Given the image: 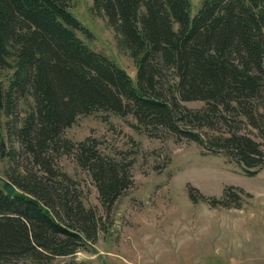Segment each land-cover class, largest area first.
I'll use <instances>...</instances> for the list:
<instances>
[{
	"label": "trees",
	"instance_id": "1",
	"mask_svg": "<svg viewBox=\"0 0 264 264\" xmlns=\"http://www.w3.org/2000/svg\"><path fill=\"white\" fill-rule=\"evenodd\" d=\"M91 12L132 58L134 79L88 44L68 0H0V69L10 71L0 81V156L15 187L0 184V264H48L106 231L62 156L88 173L107 213L132 187L131 160L102 153L92 135L65 137L78 116L130 115L137 131L194 141L248 176L264 168L261 142L246 131L264 143V0H202L194 14L191 0H92ZM231 190L223 195L235 201L244 192Z\"/></svg>",
	"mask_w": 264,
	"mask_h": 264
},
{
	"label": "rangeland",
	"instance_id": "2",
	"mask_svg": "<svg viewBox=\"0 0 264 264\" xmlns=\"http://www.w3.org/2000/svg\"><path fill=\"white\" fill-rule=\"evenodd\" d=\"M68 2L71 12L92 32L88 44L107 54L134 79L132 58L117 47L106 20L91 12L92 0ZM201 2L191 0L192 14ZM9 74L0 69V81L5 84ZM184 104L199 108L204 103ZM5 121L0 116L3 132ZM132 122L130 115L95 112L78 116L64 131L73 141L92 135L100 140L102 153L124 162L131 160L134 183L107 213L88 173L73 156H62L59 166L76 179L84 204L97 210L106 231L74 255L54 258L48 264H264V168L248 176L223 156L205 154L194 141L149 136L137 131ZM246 131L264 149L257 132L251 127ZM9 163L0 156V184L7 180ZM226 187L244 192L235 201L223 195ZM205 196L215 198V205Z\"/></svg>",
	"mask_w": 264,
	"mask_h": 264
},
{
	"label": "water",
	"instance_id": "3",
	"mask_svg": "<svg viewBox=\"0 0 264 264\" xmlns=\"http://www.w3.org/2000/svg\"><path fill=\"white\" fill-rule=\"evenodd\" d=\"M3 188L8 194H12L15 190L14 185L8 180L3 183Z\"/></svg>",
	"mask_w": 264,
	"mask_h": 264
}]
</instances>
